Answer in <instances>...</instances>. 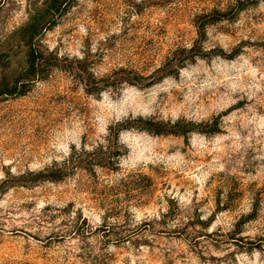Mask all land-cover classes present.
Returning a JSON list of instances; mask_svg holds the SVG:
<instances>
[{
    "label": "rangeland",
    "instance_id": "374dc122",
    "mask_svg": "<svg viewBox=\"0 0 264 264\" xmlns=\"http://www.w3.org/2000/svg\"><path fill=\"white\" fill-rule=\"evenodd\" d=\"M50 4L0 0V264H264V0Z\"/></svg>",
    "mask_w": 264,
    "mask_h": 264
},
{
    "label": "trees",
    "instance_id": "16d2710c",
    "mask_svg": "<svg viewBox=\"0 0 264 264\" xmlns=\"http://www.w3.org/2000/svg\"><path fill=\"white\" fill-rule=\"evenodd\" d=\"M64 0H51V4H50V9L55 10L57 8V5H61L62 2ZM32 30V26L28 27L27 29H25V32H29ZM30 53H29V67L30 70L34 71L37 69V65H38V57H37V52L36 50H34V48H32V46L30 47Z\"/></svg>",
    "mask_w": 264,
    "mask_h": 264
}]
</instances>
